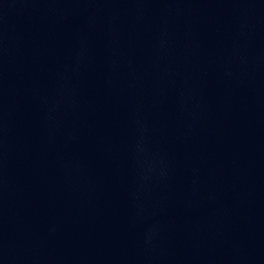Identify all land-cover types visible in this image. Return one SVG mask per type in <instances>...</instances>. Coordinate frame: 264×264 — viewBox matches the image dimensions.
I'll list each match as a JSON object with an SVG mask.
<instances>
[{
  "label": "water",
  "instance_id": "95a60500",
  "mask_svg": "<svg viewBox=\"0 0 264 264\" xmlns=\"http://www.w3.org/2000/svg\"><path fill=\"white\" fill-rule=\"evenodd\" d=\"M0 264H264V0H0Z\"/></svg>",
  "mask_w": 264,
  "mask_h": 264
}]
</instances>
